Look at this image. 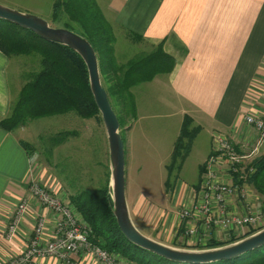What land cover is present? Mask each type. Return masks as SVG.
Listing matches in <instances>:
<instances>
[{"label": "crops", "instance_id": "crops-1", "mask_svg": "<svg viewBox=\"0 0 264 264\" xmlns=\"http://www.w3.org/2000/svg\"><path fill=\"white\" fill-rule=\"evenodd\" d=\"M98 1L104 16L113 25L114 33L119 31L125 39L139 44L140 52L145 51V48H150L151 51L161 42L164 50L175 61L172 71L158 73L153 79L143 82L152 83L160 79L164 83L168 82L171 101L166 103L159 101L163 106L161 114L150 111L138 114L139 102H136L137 117L127 126L126 138H124L126 171L128 172L131 166V169L134 168L133 166L139 161L145 163L160 157L142 154L139 146L136 150L132 135L139 119L141 128H145L144 131L150 133L152 132L150 128L159 127L160 132L157 136L163 137L166 121L160 122V120L167 117L169 111L183 118L182 126L180 125L181 132L184 126L183 120L189 118L191 120L189 128L198 130L192 140V147L202 130L208 135H204L208 139L206 145L208 154L204 163L200 164L197 182L188 184L176 178L172 182V188L166 191L168 200L161 205L142 193L133 195L129 199L126 184L127 199L135 223L150 237L184 247L220 245L250 233L253 230L249 232L248 227L205 226L198 217L182 219L179 212L183 206L192 207L199 196L200 190L197 188L203 186L202 169L212 151V139L216 132L227 134L242 150L253 148L258 144L260 134L246 120V116L258 117L264 114V0ZM21 57V55H7L0 49V120L9 114L27 80V72L20 70L23 59ZM13 81H15L14 86ZM73 112L75 114H70ZM76 113L70 111L63 115L67 114L68 119L80 122L78 118L80 115ZM154 118L155 121H152L151 119ZM36 119L12 131L4 130L0 126V263L15 255L27 244L39 215L46 217L43 240L48 241L52 237L59 215L40 204L30 190L32 179L40 182H48L51 179V187H55L54 193L70 206L73 204L74 190L78 189L77 187L71 189V192L61 185V181L56 186L58 179L47 169L45 162H42L43 155L37 151L39 144L32 143L41 136L40 134L34 136L29 130ZM95 119L98 126L96 131L103 135V130L106 134L99 118L95 117ZM147 120L151 121L147 122ZM179 131L173 140L174 147L172 146L167 167L173 160ZM71 135L73 134L70 133L69 137ZM21 141L29 143L31 150L25 149ZM102 142L104 145V135ZM243 146L247 148L244 149ZM259 148V153L264 151V141ZM33 155L36 156L35 159H31ZM187 157L188 155L179 168L182 169ZM150 163H145V166ZM104 168L102 167L100 171L101 179H104L101 180L103 183L100 181L101 187L107 183V178H103L102 174L106 173ZM218 173L220 179L224 181L237 179L236 176H230V173L223 168ZM245 186L246 197L233 194L228 198L227 206L230 214L264 210L262 197L250 181L245 183ZM22 199L28 201L30 208L21 223L15 241L9 243L5 239V231L15 208ZM186 227H195L197 233L192 237L185 236ZM76 257L80 258L82 264H102L101 260L89 251L82 252ZM118 258L119 264H142L126 257ZM56 262L57 259L52 256H43L34 258L29 264H56Z\"/></svg>", "mask_w": 264, "mask_h": 264}, {"label": "trees", "instance_id": "trees-1", "mask_svg": "<svg viewBox=\"0 0 264 264\" xmlns=\"http://www.w3.org/2000/svg\"><path fill=\"white\" fill-rule=\"evenodd\" d=\"M71 4L72 0H56L53 15H57L60 7H65V11L66 6L68 8ZM95 13L97 16L91 23L92 34L89 35L90 29L78 21L84 27L80 33L90 40L97 52L102 83L109 94L122 127L125 107H128L132 114V121L137 117L133 87L153 79L158 73L172 71L175 61L164 50L163 43L160 42L151 51H144V53L141 51L137 53L138 55L129 57L127 61L119 62L114 46L116 36L113 25L101 9ZM74 22L76 21L71 20L65 22L64 25L55 26L77 31ZM0 49L10 56L27 55L32 51L39 52L43 56V67L31 76L26 75L27 80L20 91L18 100L12 105L9 114L0 120V126L4 130L12 131L20 125L28 124L33 119L70 111H76L85 118L98 117L103 122L89 85L86 63L73 49L47 41L35 32L3 19H0ZM190 121L189 118L184 121L182 134L173 152V160L168 166L169 173L166 179L168 190L172 188L170 179L172 169L179 167L188 155L192 140L198 131H189ZM21 144L28 151L32 148L27 142L21 141ZM262 155L255 161L254 166L257 170L249 177V181L264 202V154ZM204 168L205 164L202 171ZM46 183L51 186V179ZM108 186L109 170L107 185L91 191L82 190L72 195V203L74 201L77 210L89 225L90 240L117 257H126L138 263L178 264L136 246L124 236L112 212L113 202ZM236 239L238 238L231 241ZM227 263L264 264V246L237 259L214 264Z\"/></svg>", "mask_w": 264, "mask_h": 264}, {"label": "rangeland", "instance_id": "rangeland-1", "mask_svg": "<svg viewBox=\"0 0 264 264\" xmlns=\"http://www.w3.org/2000/svg\"><path fill=\"white\" fill-rule=\"evenodd\" d=\"M55 1L56 0H0V3L20 11L41 16L54 26L58 24L64 25L65 22L71 20L76 21L74 24L77 26V31L79 32L84 29L78 22L81 21L83 25H86V28L90 29L89 35L92 34L91 23L97 16L95 11L98 13L99 9H101L98 0H72L70 7L67 8L66 5H63L66 6L65 11V7H60L57 15H53V4ZM115 36L116 42L114 46L116 57H118L119 62H125L130 56L133 57L138 55L137 50H139L138 53L140 52L139 44H134L129 39H125L119 31L115 33ZM149 50L150 48H145V52ZM142 53H144V51ZM21 56V58H23L20 63L21 72L24 70L27 72V75L31 76L34 72L39 71L43 67V56L39 52L32 51L27 55ZM161 80L162 79L156 80L152 83H141L133 87L132 91L135 101L137 103L139 102L138 114H142L145 111L161 114L163 112V106L160 105L159 101L165 103L171 101L168 82L164 83ZM14 85L15 81H13V86ZM128 109V107L124 109V122L121 127L124 138H126L127 126L132 122V114ZM70 114L75 113L73 112ZM166 116L167 117L160 120V122L166 121L163 128V137L157 136L160 132L159 127H152L150 128L152 132L147 133L146 130L144 131L145 128H141L140 119L135 125L132 139L136 150L139 146L142 154L160 157L145 162H151L147 166H145L143 161H139L133 166L134 168L131 169V166L130 170H128V172L126 171L127 194L129 199H131L133 195L137 196L142 193L147 195L150 200L158 202L160 205L168 200L166 179L168 178L169 169L167 164L170 161L172 146L174 147L173 140L179 128V136L182 134L180 125L182 126L181 120L183 118H180L177 114H174V112L171 113L170 111ZM78 118L80 122L68 119L67 114L49 115L34 120L29 127L32 135H41L37 137V139L34 138V140H36L32 143H34V145L39 144L37 151L43 155L44 161L42 162H45L47 169L58 179V181H56V186L62 182L63 184L61 183V185H64L65 188L71 192L77 187L78 189L74 190L76 194L84 189L91 191L94 188L101 187L100 181L104 179H101L100 171L102 167H105L106 173L102 174L104 175L103 178H107L109 170L107 133L104 134L102 130V134L104 135L103 145V135H101V132L96 131L98 126L96 125L95 117L88 119L78 116ZM151 120L155 121V118ZM151 120H147V122ZM99 122L101 126L105 128V125H103L104 123L100 120ZM141 122H146V120H141ZM191 130L192 129L189 128V131ZM71 132L75 133L69 137L68 134ZM204 135L208 136L206 131L202 130L201 135L194 140L193 147L188 153V157L182 169L179 167L172 169V175L170 176L171 182H174L176 178L180 179V181H186L188 184L197 182L200 167L206 159V154H208L206 151L208 139H206ZM148 138L149 140H147ZM237 147L240 148L239 145H237ZM260 157V155H257L248 160L246 163L247 167L249 165H256L255 161ZM247 167L246 170L248 171ZM101 183H103V181H101ZM105 185H107V183H105ZM52 189L54 191L55 187H52ZM197 189L200 190V187ZM71 208L77 218L82 223L87 224L86 220L77 210L74 201Z\"/></svg>", "mask_w": 264, "mask_h": 264}, {"label": "built area", "instance_id": "built-area-1", "mask_svg": "<svg viewBox=\"0 0 264 264\" xmlns=\"http://www.w3.org/2000/svg\"><path fill=\"white\" fill-rule=\"evenodd\" d=\"M246 120L259 132L258 144L253 148L242 150L227 134L216 132L212 140L213 151L205 163L203 186L192 207L181 208L179 215L182 219L198 217L205 226L248 227V231H255L264 226V210L255 213L230 214L227 206V200L231 195L247 196L245 183L249 182V176L254 174L256 167L254 165L247 167L246 163L251 158L264 154V151L259 153V147L264 141V114L258 117L247 115ZM35 158V155L31 157V159ZM222 168L230 173V176H236L237 181L221 180L218 172ZM30 190L42 206L59 215L52 237L48 241L43 240L46 217L39 215L27 244L0 264H29L34 258L43 256L56 258L58 261L56 264H82L80 258L76 256L86 251L92 252L102 264H119V258L115 254L90 240L89 225L82 223L70 204L64 203L53 193L49 183L32 179ZM29 208L30 205L26 199L20 200L5 231L7 242L15 241ZM196 233L195 227H186L184 230V235L187 237H192Z\"/></svg>", "mask_w": 264, "mask_h": 264}, {"label": "water", "instance_id": "water-1", "mask_svg": "<svg viewBox=\"0 0 264 264\" xmlns=\"http://www.w3.org/2000/svg\"><path fill=\"white\" fill-rule=\"evenodd\" d=\"M0 19L29 29L41 38L77 52L86 63L89 85L101 112L109 146V191L112 212L124 236L136 246L178 264H214L237 259L264 246V226L234 241L207 247L172 245L145 234L132 216L126 194V147L121 125L102 83L97 52L80 32L52 25L47 19L0 3Z\"/></svg>", "mask_w": 264, "mask_h": 264}]
</instances>
